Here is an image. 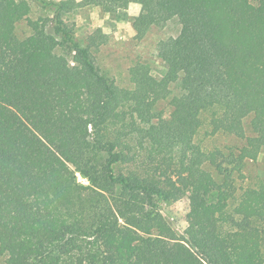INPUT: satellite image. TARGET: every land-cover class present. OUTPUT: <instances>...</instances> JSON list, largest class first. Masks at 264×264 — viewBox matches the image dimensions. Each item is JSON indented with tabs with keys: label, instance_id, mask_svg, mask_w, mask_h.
Returning a JSON list of instances; mask_svg holds the SVG:
<instances>
[{
	"label": "trees",
	"instance_id": "obj_1",
	"mask_svg": "<svg viewBox=\"0 0 264 264\" xmlns=\"http://www.w3.org/2000/svg\"><path fill=\"white\" fill-rule=\"evenodd\" d=\"M29 1L20 37L28 0H0V264H264V0ZM130 2L137 40L174 33L119 88L68 16Z\"/></svg>",
	"mask_w": 264,
	"mask_h": 264
},
{
	"label": "rangeland",
	"instance_id": "obj_2",
	"mask_svg": "<svg viewBox=\"0 0 264 264\" xmlns=\"http://www.w3.org/2000/svg\"><path fill=\"white\" fill-rule=\"evenodd\" d=\"M80 0H74L78 3ZM29 12L16 24V33L26 36L29 29L35 25L38 18L45 15L44 10L29 1ZM140 7L130 2L125 14L111 15L99 7H77L69 14L70 24L74 26L76 34L82 41L87 42L89 37H94L98 43L99 52L97 63L101 70L113 76L119 88L128 82V70L135 63H146L150 68L161 71L160 61L156 57L155 46L158 39L174 33L172 27L165 29L152 28L143 38L137 40L131 27V18L139 13ZM100 41V42H99ZM185 98L181 97L175 106H167L166 102L157 104L158 110H164L166 116L177 117L180 114ZM228 142V140H226ZM225 138L217 144H225ZM264 157V151L262 153ZM255 172L264 175V161L253 167ZM80 182H85L78 178ZM202 203L201 196L196 191L188 192L182 199L165 206L167 222L179 232L184 229L187 220L199 213Z\"/></svg>",
	"mask_w": 264,
	"mask_h": 264
}]
</instances>
